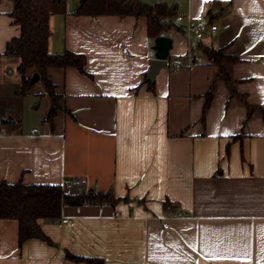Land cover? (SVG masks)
<instances>
[{"label": "crops", "instance_id": "crops-1", "mask_svg": "<svg viewBox=\"0 0 264 264\" xmlns=\"http://www.w3.org/2000/svg\"><path fill=\"white\" fill-rule=\"evenodd\" d=\"M161 1L176 4L177 15L205 13L217 30L189 42L174 18L164 35L172 49L153 83L145 77L154 39L144 17H50L48 50L78 54L90 75L49 68L60 108L46 121L50 99L42 83L33 85L26 96L43 101L36 129L20 123V73L11 79L4 69L18 67L4 50L20 29L6 14L11 0L7 8L0 2V29L9 28L0 38V182L122 199L63 205L67 223L38 220L49 241L20 247L17 220L0 219V264H89L66 252L103 264H264V0ZM200 43L234 58L223 64L229 82ZM72 178L86 182L73 187Z\"/></svg>", "mask_w": 264, "mask_h": 264}, {"label": "trees", "instance_id": "trees-1", "mask_svg": "<svg viewBox=\"0 0 264 264\" xmlns=\"http://www.w3.org/2000/svg\"><path fill=\"white\" fill-rule=\"evenodd\" d=\"M82 1V5L80 6ZM12 9L6 14L11 23L19 26L20 33L6 42L4 55L17 56L19 64L17 70L21 75V87L18 95L25 96L35 83L40 81L45 93L50 99V107L45 120L51 122L59 107V95L55 93V85L48 76V69L57 67H75L79 72L90 75L84 68V60L76 53L65 50L52 53L48 50L50 35L49 19L55 14H67V0H11ZM74 15H116L119 17H144L147 21V34L154 39L167 35L175 27L174 18L177 6L163 1L147 3L142 0H75ZM199 46L212 64L217 65L218 77L229 82L224 62H232L234 58L225 54L226 48L214 49L207 44ZM34 68L39 79L31 83L27 71ZM214 82L205 92L203 114L208 108L214 91ZM250 111V108H249ZM252 111V110H251ZM203 119V115L201 117ZM238 136H235V138ZM122 199L109 193L81 192L69 194L63 192L60 185L23 184L21 181L9 184L0 182V219H14L18 222V246L20 247L30 238H40L49 241L41 230L39 219H59L63 205L110 204L116 205ZM164 209H172V202L164 199ZM65 258L72 261H82L89 264H103L96 257H85L65 253Z\"/></svg>", "mask_w": 264, "mask_h": 264}, {"label": "rangeland", "instance_id": "rangeland-1", "mask_svg": "<svg viewBox=\"0 0 264 264\" xmlns=\"http://www.w3.org/2000/svg\"><path fill=\"white\" fill-rule=\"evenodd\" d=\"M5 0H0V2H4ZM10 1V0H9ZM144 2H155L157 0H142ZM161 1V0H160ZM74 2L75 0H67V10L68 11H73L75 6H74ZM4 8H7V5L5 4V2L3 3L2 5ZM1 17H4V16H0ZM7 18V16H5ZM61 17V16H60ZM63 18V16H62ZM62 18H59V19H62ZM8 28V26H4L3 29H0V38H2L4 35L6 36L7 34H9V31L7 33L6 32V29ZM9 29V28H8ZM3 34V35H2ZM12 36H15V35H11ZM10 59L14 60V59H18L17 57L15 56H12ZM174 67V64L172 63V61L168 62V67L167 68H171L173 69ZM0 69H1V66H0ZM2 69H3V66H2ZM4 69L6 70L7 72V75L9 77H11V79L13 77H18L19 78V72L17 71V69L15 68V66L13 64H10L8 65H5L4 66ZM12 69V73H9L10 70ZM38 83H41L40 81H38L37 83L35 84H38ZM18 101H20L21 103V113H22V116H23V120H21V125H23L24 127L26 128H38L40 127L41 125V122L43 121L42 120V116H43V101H41L40 98L37 99V101H39L40 104H38V106L35 105L36 103V100H35V97L33 95H28V96H23V97H19L18 98ZM0 102L4 103L3 99H0ZM2 110H4L5 108H1ZM9 114L11 115V112L8 111V113L5 115V117H3L4 119L7 118L9 116Z\"/></svg>", "mask_w": 264, "mask_h": 264}, {"label": "built area", "instance_id": "built-area-1", "mask_svg": "<svg viewBox=\"0 0 264 264\" xmlns=\"http://www.w3.org/2000/svg\"><path fill=\"white\" fill-rule=\"evenodd\" d=\"M176 22L183 29L187 41H191V38L201 41L207 36V32H214L217 30V25L211 23L205 13H199L196 15H177L175 17ZM121 45V43H119ZM178 60H175V63ZM33 132V131H32ZM86 182L85 178H72L70 184L73 187H77ZM69 219L67 217H60L59 225L67 223Z\"/></svg>", "mask_w": 264, "mask_h": 264}, {"label": "water", "instance_id": "water-1", "mask_svg": "<svg viewBox=\"0 0 264 264\" xmlns=\"http://www.w3.org/2000/svg\"><path fill=\"white\" fill-rule=\"evenodd\" d=\"M152 49L154 50V56L149 59L148 70L145 74L146 80L150 83L155 81V76L159 70L166 66L169 52L172 49V39L168 36H157L153 40ZM38 79L39 76L37 73H34L31 78V83L37 82Z\"/></svg>", "mask_w": 264, "mask_h": 264}]
</instances>
